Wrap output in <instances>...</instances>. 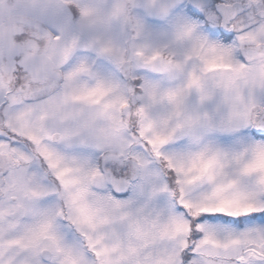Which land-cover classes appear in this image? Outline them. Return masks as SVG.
Wrapping results in <instances>:
<instances>
[{
	"label": "snow or ice",
	"instance_id": "6c2138e0",
	"mask_svg": "<svg viewBox=\"0 0 264 264\" xmlns=\"http://www.w3.org/2000/svg\"><path fill=\"white\" fill-rule=\"evenodd\" d=\"M0 264H264V0H0Z\"/></svg>",
	"mask_w": 264,
	"mask_h": 264
}]
</instances>
